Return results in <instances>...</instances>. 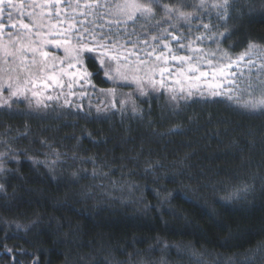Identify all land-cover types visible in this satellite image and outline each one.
<instances>
[{"label": "trees", "instance_id": "trees-1", "mask_svg": "<svg viewBox=\"0 0 264 264\" xmlns=\"http://www.w3.org/2000/svg\"><path fill=\"white\" fill-rule=\"evenodd\" d=\"M85 2L0 4L32 34L55 24L82 75L47 106L0 105V264H264V113L241 106L261 88L238 91L239 104L214 96L230 85L207 67L210 53L236 59L254 42L251 78L264 79V0H231L226 20L217 0H140L155 15L135 21L110 6L120 0ZM164 5L195 15L168 19ZM173 56L196 57L207 75L195 80L200 72ZM152 65L154 83L142 87L110 78L116 66Z\"/></svg>", "mask_w": 264, "mask_h": 264}, {"label": "rangeland", "instance_id": "rangeland-1", "mask_svg": "<svg viewBox=\"0 0 264 264\" xmlns=\"http://www.w3.org/2000/svg\"><path fill=\"white\" fill-rule=\"evenodd\" d=\"M25 15H28V12H25ZM20 22L16 27L7 29L6 27H10L13 23L10 21L8 22L7 18L3 17L0 10V25L3 26L0 28V105L6 107V105L11 103L12 99H14L22 103L26 101L29 102L30 108L33 109L36 108V106H47V102L59 99L63 100L64 97H62L63 94L61 93V91H65L63 87L70 88V81L76 80L82 76L80 72L76 70L74 53L71 52L70 48L67 49L66 46L63 45L64 42H60L57 38L55 39V37L59 35L56 31L57 27L55 24L48 25L44 22L45 26L42 28V24L40 23V30H36L32 34L28 29L22 28ZM14 31L18 32V34L14 33ZM60 35L62 36L61 33ZM22 44L25 47L28 46V51L19 52L15 60H13L12 57L6 56V52L20 49ZM33 44L36 45L32 48L31 45ZM45 47L48 49L45 50ZM31 49H38V51L34 53ZM58 50L63 52V57L56 56V51ZM43 52L48 53L47 58L42 56L41 53ZM22 59L23 63H21ZM33 59L37 62H45L46 71L38 73L35 76L23 71L22 69L25 66L31 65ZM10 66L17 67V71L8 72ZM116 68L117 66L113 68V75L115 76H112L115 77V81L122 85L131 84L135 87H142L137 85L135 82L136 78H140L142 83H149L147 79H151L153 82L154 76L156 75L155 73L158 71L157 68L154 69V71H150V69H153V65L150 67H138L127 71L119 67L120 75H117L115 71ZM32 71L35 73L36 69L33 68ZM17 73H19V78H17ZM52 75L56 77L55 82L48 78ZM123 75H127L128 79H122L121 77ZM9 77H11V79H9ZM193 79L194 78L190 79L185 77L182 84H185V81L189 82ZM25 81H28V83H25ZM9 84L12 85L11 88H9ZM17 89H19L20 94L16 97H12L11 93ZM49 97H51V99H49ZM5 100L8 101L7 104H3Z\"/></svg>", "mask_w": 264, "mask_h": 264}, {"label": "snow or ice", "instance_id": "snow-or-ice-1", "mask_svg": "<svg viewBox=\"0 0 264 264\" xmlns=\"http://www.w3.org/2000/svg\"><path fill=\"white\" fill-rule=\"evenodd\" d=\"M63 0H56L57 4L62 3ZM7 3L9 5V7H13V3L12 0H0V4H4ZM76 6L79 7L80 6V0H75ZM152 3L155 4H159V0H152ZM103 6L101 4V0H86L84 7L88 8V9H94V8H99ZM111 7L115 8L116 14L117 15H123L126 17V20L129 21H135L136 19L143 17L146 20L150 19L151 17H153L155 15V12L153 10V8L149 5H145L143 3L140 2V0H120V2H118L115 5H110ZM197 7H204L205 6V0H199V4L196 5ZM183 7V5L181 6ZM213 8H217L220 10H223V15L220 16V19L222 20H226L229 12L228 9L231 7V0H217V2L213 3L212 5ZM164 12H165V16L168 19H171L170 14L173 12L177 13V20L178 21H185L188 22L190 20V18L195 15V13H185L183 11H180L178 8L175 7H170L168 5H164ZM260 11L264 12V5L261 6ZM59 14V13H57ZM83 15H91V12L88 13H81ZM9 15L11 16V13H9ZM80 24H84L87 23V21H79ZM160 21H157V24H159ZM22 28L24 29H28L29 32H31V28L29 26V24H25L23 22H21L20 25ZM3 26L0 25V28H2ZM10 27H16V25H10ZM75 27L74 24H69V29L67 30V32H71V30ZM173 28L176 27L175 24L172 25ZM204 29H210L211 25L210 24H204L203 25ZM87 31V29L85 30ZM94 31V29H93ZM167 31V30H165ZM226 33H220V35H225ZM11 36V34H10ZM78 39L83 40V36H79ZM106 39H111V37H106ZM153 40L158 39L157 37H152ZM173 40H179L180 38L177 36H172ZM197 39H202V37H197ZM129 43L131 42L130 40L128 41ZM59 43V42H58ZM65 43H69V41L66 39ZM144 43H147V41H144ZM117 46L118 45H114ZM163 47L165 49H168V45L164 44ZM181 48H184V45H180ZM28 48H26L23 44L21 45L20 49H17L15 51L12 52H6V56L8 57H12L13 60H15V58L17 57V54L19 52H23V51H27ZM34 53L38 51V49H31ZM67 51V49H66ZM89 52L93 51V49H88ZM193 51H202L200 49H194ZM259 53H260V48L257 44H255L254 42H249L248 47L246 49V51L242 52L236 59H232L231 55L228 52H224L220 57H216V53L212 52L210 53V56L212 57V59H207V67L211 68L213 70L212 74L213 76H216L217 74L219 76H221L222 78H224L228 85H230V87H228L226 92H213L212 95H223V96H227V99L230 101L235 100L238 104H239V99L236 96V93L238 91H251L254 90L255 88L259 87L261 88V93L259 96H253L252 99L250 101L244 102L241 106L243 108H245L246 110L249 111H259L261 113H264V79H261L260 76H257L256 81H252L251 78V71H252V66L256 63L255 60L250 59L251 56L253 55H257L259 58ZM43 57L47 58L48 53L47 52H43L41 53ZM155 54V50H153L152 52H148L146 53V55L148 57H151ZM173 60H179L181 63H188L189 67L187 69V71L189 73H196V72H200V76H195V80H199L201 77L206 76L207 73L205 72H201L200 71V65L199 62H197V64L195 66H193L191 64V61L196 59V57H192V56H181V57H176L173 56L171 57ZM112 59L118 60L119 57H112ZM156 59L159 61L161 59H164L165 62H167V58L165 57V55L163 53H161L160 55L156 56ZM216 61L215 63L213 61ZM225 60H227L228 62L225 63ZM247 62V67H248V71H249V77H248V83L244 84L243 83V77H244V68L240 67V65L243 62ZM21 63H23V59L21 60ZM101 63L103 64V61H101ZM146 61L141 60L140 64L141 65H146ZM35 68L36 72L34 73L32 71V69ZM260 69H264V63H261L258 66V72ZM23 71L28 72L30 75H37L38 73H42L46 71V66H45V62H37L35 59H33L31 61V65L30 66H25L23 69ZM17 71V67L15 66H10L8 68V72H16ZM116 74L120 75V68L119 66H117V68L115 69ZM150 71H154L153 69H150ZM162 73L168 71V69H162L161 70ZM183 72V70H181ZM107 75V73H106ZM17 78H19V73H17ZM49 79L53 80L55 82L56 77L55 75L49 76ZM110 78H115V77H110ZM124 80H127L128 77L127 75H123L121 77ZM190 79L192 77H189ZM9 79H11V77H9ZM135 82L137 83L138 86L142 85V81L140 80V78H136ZM25 83H28V81H25ZM154 83V81H153ZM12 85L9 84V88H11ZM109 91H112L111 89H109ZM174 91V90H173ZM20 94L19 89H17L16 91H13L11 93L12 97H16ZM141 94H143V91L141 89ZM191 91H189V96H191ZM35 95V94H34ZM177 97L175 95L172 96V99L175 100ZM49 99H51V97H49ZM39 102V101H38ZM8 101L5 100L3 101V104H7ZM135 110V109H134ZM245 189H238L235 192L231 193L228 197H224L223 199H231V198H239L238 193L241 191L246 190Z\"/></svg>", "mask_w": 264, "mask_h": 264}]
</instances>
